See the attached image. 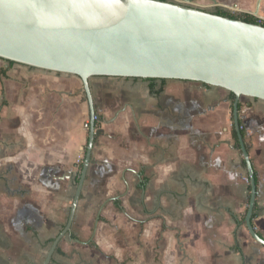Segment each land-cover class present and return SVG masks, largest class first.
<instances>
[{
    "label": "crops",
    "instance_id": "1",
    "mask_svg": "<svg viewBox=\"0 0 264 264\" xmlns=\"http://www.w3.org/2000/svg\"><path fill=\"white\" fill-rule=\"evenodd\" d=\"M4 68L0 264H43L69 219L92 111L75 75L0 59ZM90 87L99 133L50 264H264L245 222L251 187L229 91L109 76ZM241 103L257 183L252 224L264 238V101Z\"/></svg>",
    "mask_w": 264,
    "mask_h": 264
},
{
    "label": "water",
    "instance_id": "2",
    "mask_svg": "<svg viewBox=\"0 0 264 264\" xmlns=\"http://www.w3.org/2000/svg\"><path fill=\"white\" fill-rule=\"evenodd\" d=\"M0 59L79 77L90 118L95 76L197 81L233 92L234 124L251 187L245 222L264 245L252 224L257 183L239 117L242 97L264 101V25L171 0H0ZM92 124L67 225L43 264H50L71 230L91 162Z\"/></svg>",
    "mask_w": 264,
    "mask_h": 264
},
{
    "label": "rangeland",
    "instance_id": "3",
    "mask_svg": "<svg viewBox=\"0 0 264 264\" xmlns=\"http://www.w3.org/2000/svg\"><path fill=\"white\" fill-rule=\"evenodd\" d=\"M258 1L259 0H191L190 2L191 5L204 9L206 11L214 12L215 10L223 9L234 15L240 16L245 13L254 14V12L257 10ZM260 5L261 6L256 17L264 20V0L261 1ZM51 73L53 74L55 72ZM79 81V85L83 88L82 80L80 79ZM82 96L83 100L87 102L85 91L82 92ZM248 99V97H242L241 101L243 100L244 102H246Z\"/></svg>",
    "mask_w": 264,
    "mask_h": 264
},
{
    "label": "trees",
    "instance_id": "4",
    "mask_svg": "<svg viewBox=\"0 0 264 264\" xmlns=\"http://www.w3.org/2000/svg\"><path fill=\"white\" fill-rule=\"evenodd\" d=\"M213 13L218 14V15H222V16L231 17V18L242 19V20L247 21L249 23H258V24L264 25V20H261L260 18L256 17L254 14H251V13H245L243 15L237 16V15H234V14H232L228 11H225L223 9L215 10ZM14 64H15L14 62H9L10 66H12ZM7 70H8V68L0 69V77L6 76ZM146 80L150 81L151 83H155L157 81H161L162 83H165L167 81V79H157V78H151V79H146ZM204 85L210 87V85H208V84H204ZM151 91L153 93L159 94L163 91V87H161L159 89H155L154 85H152ZM229 96H230V100L232 101V107H233V102L235 100V94L233 92H229ZM241 107H242V103L240 102L239 110L241 109ZM240 126H241L242 134L244 136L245 135V129H244V126H243L241 119H240ZM98 133H99V131H98ZM233 135L237 138V132L235 129L233 131ZM254 216H255V214H254ZM254 216H253V218H254Z\"/></svg>",
    "mask_w": 264,
    "mask_h": 264
},
{
    "label": "built area",
    "instance_id": "5",
    "mask_svg": "<svg viewBox=\"0 0 264 264\" xmlns=\"http://www.w3.org/2000/svg\"><path fill=\"white\" fill-rule=\"evenodd\" d=\"M93 121H94V131L95 133L97 134L98 131H99V123H100V117L98 114H94L93 118H88L84 124H83V127L86 129V130H91V128L93 127Z\"/></svg>",
    "mask_w": 264,
    "mask_h": 264
}]
</instances>
